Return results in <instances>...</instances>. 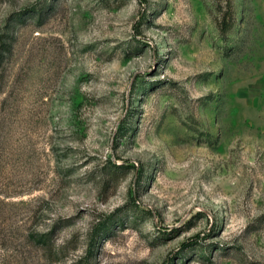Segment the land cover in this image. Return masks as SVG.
<instances>
[{"label":"rangeland","instance_id":"374dc122","mask_svg":"<svg viewBox=\"0 0 264 264\" xmlns=\"http://www.w3.org/2000/svg\"><path fill=\"white\" fill-rule=\"evenodd\" d=\"M0 264H264V0H0Z\"/></svg>","mask_w":264,"mask_h":264},{"label":"trees","instance_id":"16d2710c","mask_svg":"<svg viewBox=\"0 0 264 264\" xmlns=\"http://www.w3.org/2000/svg\"><path fill=\"white\" fill-rule=\"evenodd\" d=\"M220 26H221L222 31H226L229 28V22L227 20V17H224V19L220 21Z\"/></svg>","mask_w":264,"mask_h":264}]
</instances>
